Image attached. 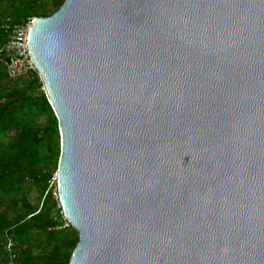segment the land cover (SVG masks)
Segmentation results:
<instances>
[{"label":"water","instance_id":"obj_1","mask_svg":"<svg viewBox=\"0 0 264 264\" xmlns=\"http://www.w3.org/2000/svg\"><path fill=\"white\" fill-rule=\"evenodd\" d=\"M28 49L68 264H264V0H64Z\"/></svg>","mask_w":264,"mask_h":264},{"label":"trees","instance_id":"obj_2","mask_svg":"<svg viewBox=\"0 0 264 264\" xmlns=\"http://www.w3.org/2000/svg\"><path fill=\"white\" fill-rule=\"evenodd\" d=\"M64 0H0V23L53 14ZM0 28V264H68L78 234L54 199L58 122L38 74L10 78ZM11 244V251L6 244Z\"/></svg>","mask_w":264,"mask_h":264},{"label":"built area","instance_id":"obj_3","mask_svg":"<svg viewBox=\"0 0 264 264\" xmlns=\"http://www.w3.org/2000/svg\"><path fill=\"white\" fill-rule=\"evenodd\" d=\"M32 21L33 19L23 24H12L9 19H6L0 23V28L6 33V42L2 48V53L6 58V72L10 78H18L32 74H38L39 76L28 49V32ZM52 186L54 188V192L52 191L53 196L55 200H57L58 206L61 208L57 194L56 178L51 181L50 187ZM61 213L65 221L64 226H68L69 223L67 222L63 211ZM6 250L11 251V244L9 242L6 244Z\"/></svg>","mask_w":264,"mask_h":264},{"label":"rangeland","instance_id":"obj_4","mask_svg":"<svg viewBox=\"0 0 264 264\" xmlns=\"http://www.w3.org/2000/svg\"><path fill=\"white\" fill-rule=\"evenodd\" d=\"M51 191H53L54 192V188H53V186H52V190ZM55 199V198H54Z\"/></svg>","mask_w":264,"mask_h":264}]
</instances>
